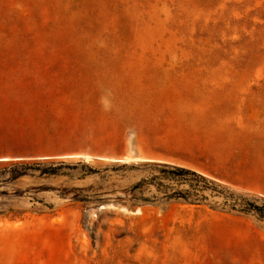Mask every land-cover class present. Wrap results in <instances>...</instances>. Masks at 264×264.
Instances as JSON below:
<instances>
[{
    "label": "rangeland",
    "instance_id": "rangeland-1",
    "mask_svg": "<svg viewBox=\"0 0 264 264\" xmlns=\"http://www.w3.org/2000/svg\"><path fill=\"white\" fill-rule=\"evenodd\" d=\"M254 123L264 0H0V143L79 163L0 181V264H264ZM148 161L216 184L130 207Z\"/></svg>",
    "mask_w": 264,
    "mask_h": 264
},
{
    "label": "trees",
    "instance_id": "trees-1",
    "mask_svg": "<svg viewBox=\"0 0 264 264\" xmlns=\"http://www.w3.org/2000/svg\"><path fill=\"white\" fill-rule=\"evenodd\" d=\"M19 148V145H17ZM7 145L0 143V181L4 182H17L24 177L36 176L39 177H50L59 175V169L67 167L71 171L77 170L79 164H66L64 161H49L39 158L33 153H22L20 151L8 152L6 150ZM57 165V167H54ZM145 165L153 167L156 172L150 173L148 176L141 178L139 181L131 185L126 192L130 193L129 201L132 202L130 207L144 206L158 200L156 195L153 198L144 196V193L153 185L156 187L157 192L162 194V199L170 202L174 199L183 198L185 202L190 204H198L201 202L199 199H192L194 195L189 190L185 192L176 191L171 185H167L165 182L178 183V184H190L193 189H197L199 185H195L189 181L191 176L197 177L201 182L204 183L203 190H207L210 183L216 184L214 181L209 180L202 174H199L190 169L173 165L167 162L161 161H148ZM122 168H127V164L121 165ZM93 169H89L80 178H85L89 175L95 174ZM8 178L5 179V177ZM2 179V180H1ZM184 194V195H182ZM196 196V195H195ZM83 201V200H81ZM87 201L86 199L84 200ZM231 209L237 211V204H232ZM239 211H247L242 209ZM248 212V211H247ZM17 218V217H14Z\"/></svg>",
    "mask_w": 264,
    "mask_h": 264
},
{
    "label": "crops",
    "instance_id": "crops-1",
    "mask_svg": "<svg viewBox=\"0 0 264 264\" xmlns=\"http://www.w3.org/2000/svg\"><path fill=\"white\" fill-rule=\"evenodd\" d=\"M258 115L259 113L254 111V118ZM255 136H261L264 139V123H254ZM254 192L264 196V146L254 148Z\"/></svg>",
    "mask_w": 264,
    "mask_h": 264
}]
</instances>
